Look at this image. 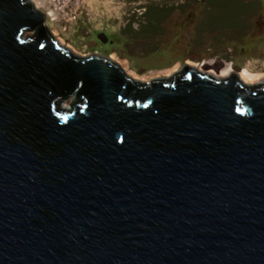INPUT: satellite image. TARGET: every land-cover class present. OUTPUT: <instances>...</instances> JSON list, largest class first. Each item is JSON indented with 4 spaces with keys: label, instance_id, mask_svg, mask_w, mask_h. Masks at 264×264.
<instances>
[{
    "label": "water",
    "instance_id": "water-1",
    "mask_svg": "<svg viewBox=\"0 0 264 264\" xmlns=\"http://www.w3.org/2000/svg\"><path fill=\"white\" fill-rule=\"evenodd\" d=\"M45 17L0 0V264H264V85L133 81Z\"/></svg>",
    "mask_w": 264,
    "mask_h": 264
},
{
    "label": "rangeland",
    "instance_id": "rangeland-1",
    "mask_svg": "<svg viewBox=\"0 0 264 264\" xmlns=\"http://www.w3.org/2000/svg\"><path fill=\"white\" fill-rule=\"evenodd\" d=\"M30 1L62 47L110 59L133 81L171 79L190 66L206 75L229 70L209 76L237 75L250 89L264 85V0ZM76 102L61 105L72 111Z\"/></svg>",
    "mask_w": 264,
    "mask_h": 264
},
{
    "label": "bare ground",
    "instance_id": "bare-ground-1",
    "mask_svg": "<svg viewBox=\"0 0 264 264\" xmlns=\"http://www.w3.org/2000/svg\"><path fill=\"white\" fill-rule=\"evenodd\" d=\"M213 69H214V68H213ZM215 70H216V68L214 69V71H215ZM223 70H224V69H223ZM223 70H222V73H220V72H218V71L215 73L213 70L209 72L208 69H205V71H207V74H208L207 76H209V75L214 76V73L217 74V76H218L219 78H223V77H220L221 74H223L225 77L228 76V75H230L231 71H229V70H225V71H223ZM205 73H206V72H205ZM219 73H220V74H219ZM204 75H206V74H204ZM217 76H216V77H217ZM218 77H217V78H218ZM231 77H232V76H231ZM231 77H230V78H231ZM252 77H254V76H252ZM259 77H261V76H259ZM219 78H218V79H219ZM230 78H229V79H230ZM241 78H242L243 80H247V79H246L247 77H245L244 75H241ZM256 81H257V80H256Z\"/></svg>",
    "mask_w": 264,
    "mask_h": 264
},
{
    "label": "flooded vegetation",
    "instance_id": "flooded-vegetation-1",
    "mask_svg": "<svg viewBox=\"0 0 264 264\" xmlns=\"http://www.w3.org/2000/svg\"><path fill=\"white\" fill-rule=\"evenodd\" d=\"M26 2H28L29 4H31V5L34 7V9H36V11L42 13L41 11H39V10L35 7V5H34L30 0H26ZM210 2H212V0H206L205 4H206V3H210ZM42 14H44V13H42ZM44 15H45V14H44ZM45 19H46V17H45ZM45 22H46V20H45ZM47 29H48V28H47ZM36 31H37V30H32V29L27 30L26 32H32L33 35H32L31 37H28V38H25V39L33 38V37L35 36V34L37 33ZM48 32H49V30H48ZM24 34H25V33H24ZM49 34H50V32H49ZM50 35H51V34H50Z\"/></svg>",
    "mask_w": 264,
    "mask_h": 264
}]
</instances>
